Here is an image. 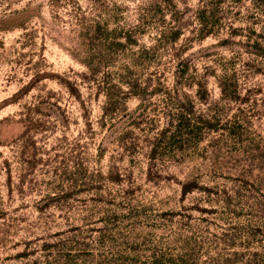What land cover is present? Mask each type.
<instances>
[{
  "label": "rangeland",
  "instance_id": "rangeland-1",
  "mask_svg": "<svg viewBox=\"0 0 264 264\" xmlns=\"http://www.w3.org/2000/svg\"><path fill=\"white\" fill-rule=\"evenodd\" d=\"M0 264H264V0H0Z\"/></svg>",
  "mask_w": 264,
  "mask_h": 264
},
{
  "label": "trees",
  "instance_id": "trees-1",
  "mask_svg": "<svg viewBox=\"0 0 264 264\" xmlns=\"http://www.w3.org/2000/svg\"><path fill=\"white\" fill-rule=\"evenodd\" d=\"M181 30L182 29H178L177 31H175L174 32V34L176 35V34H178V33H180L181 32ZM207 32H209V31H207ZM204 34V33H203ZM188 62V61H187ZM187 62H184V61H180L179 62V69H178V71H177V73H176V75H177V78H178V82H179V80L187 73V67H188V63ZM229 86V85H228ZM177 88H178V86H177ZM225 91L227 90V86L225 87H222ZM229 88V87H228ZM199 89H200V91L201 92H203V91H208V89H207V87H206V85L203 83V82H200L199 83ZM184 108H185V110H186V112H191V106H190V103L189 104H184ZM200 119V122H202V123H200L199 122V124L197 125V126H195V127H193L192 128V130H193V136H195V137H202V135H203V132L205 131V130H210V129H214L215 127L214 126H216V124H214V122H211V121H208V120H205V119H203L202 117H200L199 118ZM183 120L181 119V123L183 124ZM203 125H205V128H203Z\"/></svg>",
  "mask_w": 264,
  "mask_h": 264
}]
</instances>
